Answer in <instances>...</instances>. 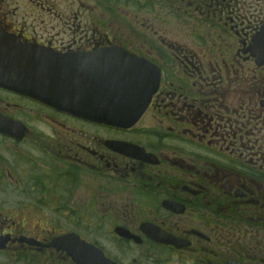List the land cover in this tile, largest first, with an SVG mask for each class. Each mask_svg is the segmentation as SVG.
<instances>
[{"label": "flooded vegetation", "instance_id": "flooded-vegetation-1", "mask_svg": "<svg viewBox=\"0 0 264 264\" xmlns=\"http://www.w3.org/2000/svg\"><path fill=\"white\" fill-rule=\"evenodd\" d=\"M10 1L21 44L116 47L159 78L128 128L0 87V264H76L48 246L65 235L109 264H264V0Z\"/></svg>", "mask_w": 264, "mask_h": 264}, {"label": "water", "instance_id": "water-1", "mask_svg": "<svg viewBox=\"0 0 264 264\" xmlns=\"http://www.w3.org/2000/svg\"><path fill=\"white\" fill-rule=\"evenodd\" d=\"M251 54L264 64V28L254 36ZM158 78L152 64L119 48L60 54L21 44L0 25V87L59 112L128 128L150 102ZM5 245L0 238V249ZM48 246L65 251L76 264H109L78 236L57 237Z\"/></svg>", "mask_w": 264, "mask_h": 264}, {"label": "rangeland", "instance_id": "rangeland-1", "mask_svg": "<svg viewBox=\"0 0 264 264\" xmlns=\"http://www.w3.org/2000/svg\"><path fill=\"white\" fill-rule=\"evenodd\" d=\"M24 0H11L10 4H12V7H10V9L15 8V6H19L21 8V4L24 3ZM48 227V225H46V228Z\"/></svg>", "mask_w": 264, "mask_h": 264}]
</instances>
